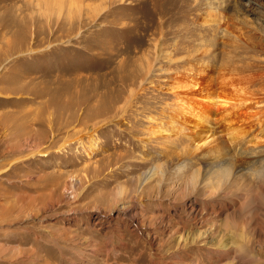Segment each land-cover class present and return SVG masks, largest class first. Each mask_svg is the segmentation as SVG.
<instances>
[{
    "label": "rangeland",
    "instance_id": "obj_1",
    "mask_svg": "<svg viewBox=\"0 0 264 264\" xmlns=\"http://www.w3.org/2000/svg\"><path fill=\"white\" fill-rule=\"evenodd\" d=\"M0 264H264V0H0Z\"/></svg>",
    "mask_w": 264,
    "mask_h": 264
},
{
    "label": "bare ground",
    "instance_id": "obj_2",
    "mask_svg": "<svg viewBox=\"0 0 264 264\" xmlns=\"http://www.w3.org/2000/svg\"><path fill=\"white\" fill-rule=\"evenodd\" d=\"M180 107H182L183 109H186V110H190V111H192V112H195V113H197L198 115H209V113H205V114H203V112H201L202 110H201V108H199V107H197V106H194V105H189V104H186V103H183L182 104V106H180ZM201 110V111H200ZM208 112V111H207ZM244 140V139H243ZM232 142H234L233 144H235L236 143V145H240V144H238V143H240V141H241V144H242V139H239V140H231ZM148 178V179H147ZM149 178H150V176H149V174H145V175H143V178H142V180L144 181V180H149ZM199 214V213H198ZM130 217V219L132 220V221H134V222H136L137 224H136V226H137V229H139L140 231H141V224L138 222V218H137V216L136 215H130L129 216ZM206 236V235H205ZM152 244L153 243H151V246H152Z\"/></svg>",
    "mask_w": 264,
    "mask_h": 264
}]
</instances>
